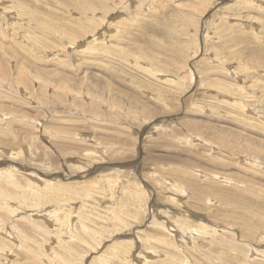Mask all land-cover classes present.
Masks as SVG:
<instances>
[{
  "label": "rangeland",
  "instance_id": "rangeland-1",
  "mask_svg": "<svg viewBox=\"0 0 264 264\" xmlns=\"http://www.w3.org/2000/svg\"><path fill=\"white\" fill-rule=\"evenodd\" d=\"M262 235L264 0H0V264H264Z\"/></svg>",
  "mask_w": 264,
  "mask_h": 264
},
{
  "label": "bare ground",
  "instance_id": "bare-ground-1",
  "mask_svg": "<svg viewBox=\"0 0 264 264\" xmlns=\"http://www.w3.org/2000/svg\"><path fill=\"white\" fill-rule=\"evenodd\" d=\"M136 167V166H135ZM167 170V169H166ZM118 171V170H117ZM41 179V178H40ZM160 179V178H159ZM35 181V180H34ZM54 181V180H53ZM170 182V185H169V188L171 189V190H173L175 193L177 192V194L178 193H180V194H184V198L186 199V197H187V194H185V188H183V186H181V185H179L178 183H176V182H174V181H169ZM169 182H167V183H169ZM53 183V182H52ZM56 183V182H55ZM166 184V183H165ZM14 185V184H13ZM151 185V184H150ZM18 186V185H17ZM166 186H167V184H166ZM249 186V185H248ZM154 187V186H153ZM134 190V189H133ZM136 190H138L137 188H136ZM136 190H134L135 191V193H124L125 195H127L128 197L130 196H134L135 198H141V196L143 197V195H141L139 192H141V191H139L138 193L136 192ZM144 190V189H143ZM165 191H167V189H164ZM163 191V190H162ZM130 192V191H129ZM164 192V191H163ZM170 192H172V191H170ZM173 192V193H174ZM26 193V192H25ZM142 193V192H141ZM39 194V193H38ZM124 194H122V195H124ZM137 194V195H136ZM166 194H168V193H166ZM171 195H173L172 193L170 194V196ZM43 196V195H42ZM168 196V195H167ZM129 197V198H130ZM133 198V197H132ZM135 198H133V199H135ZM172 198V197H171ZM176 198H179V196L177 195L176 196ZM29 199V198H28ZM136 201H137V199H135ZM134 200V201H135ZM140 200H142V199H140ZM171 200V199H170ZM133 201V202H134ZM128 202H130V201H128ZM132 202V203H133ZM136 203V202H135ZM174 203H176V201H174ZM138 205V204H137ZM136 205V206H137ZM135 206V207H136ZM46 207V206H45ZM88 207V206H87ZM124 207V206H123ZM156 207V206H155ZM34 208V207H33ZM89 208V207H88ZM138 208V207H137ZM65 209V208H64ZM53 211V210H52ZM68 211V210H67ZM131 211V210H130ZM33 212V211H32ZM50 212V211H49ZM47 213V218H48V216H49V218L48 219H50V221L53 219V221H52V225L54 224H57V225H59L60 223H59V221H57V219H56V216L54 217V218H51L50 217V213ZM75 212V211H74ZM105 212V211H104ZM114 212V211H113ZM168 212V211H167ZM106 213H109V211L108 212H106ZM152 213V212H151ZM177 213V212H176ZM70 214L73 216V215H75L76 216V214L75 213H73V211H71L70 212ZM118 214V213H117ZM42 215V214H41ZM57 215V214H56ZM154 215V214H153ZM45 216V215H44ZM53 216V215H52ZM115 216H116V214H115ZM162 216V215H161ZM74 217V216H73ZM119 217V216H118ZM174 217V216H173ZM46 218V219H47ZM77 218V217H76ZM48 219H47V221H48ZM162 219V218H161ZM176 219H179L178 217H176V215H175V220ZM151 220V219H150ZM167 220V219H166ZM173 221H174V219H172ZM122 221V220H121ZM185 220H181V222H178V220H177V226H178V228H180L181 230H183L184 228H185V231H184V233L181 235V236H189L190 237V235L192 234H190L189 232H190V230H193V228H195L196 230H200L201 232L203 231L204 232V228H203V225H204V223L203 222H200L199 220V222L201 223V224H198V225H195L194 224V226H191L190 225V223H189V226H187V221H186V223L184 222ZM159 222V221H158ZM170 222V221H169ZM176 222V221H175ZM208 222V221H207ZM123 223H125V221L123 222ZM246 223V222H245ZM155 224V223H154ZM157 224H159V226H160V228H161V230L162 231H164V232H167V233H170V234H172L173 232H175V227H174V225L172 224V222H171V224H168V223H162L161 222V224L160 223H157ZM244 224V223H243ZM193 225V224H192ZM252 226H253V224H251ZM125 226V225H124ZM155 226H157V225H155ZM158 226V227H159ZM157 227V228H158ZM249 227V226H248ZM130 227H128V228H126V229H129ZM133 228V227H132ZM132 228H130V229H132ZM216 228V227H215ZM159 229V228H158ZM218 230V229H217ZM134 231V230H133ZM128 232H129V230H128ZM192 232V231H191ZM127 233V232H126ZM127 234H129V233H127ZM175 234V233H174ZM135 235H136V233H135ZM173 235V234H172ZM123 236H125V234L123 235ZM194 236V235H193ZM263 236V235H262ZM137 237V236H136ZM188 237H186V239H187ZM262 238H264V236L262 237ZM12 239V238H11ZM132 239H130V236H129V238L128 237H122V238H119L118 240H116V242L115 243H120V244H117V245H121V246H123L124 244L125 245H128V248H129V241L132 243V241H131ZM138 240H140V239H138ZM148 240V239H147ZM156 241H154V240H152L153 242H152V244H154V243H162V242H164V240L163 239H159V240H157V238L155 239ZM142 241V240H141ZM187 241H188V239H187ZM115 243H113L114 245H115ZM263 243V242H262ZM132 244H135V242L133 241V243ZM131 244V245H132ZM147 245H148V243H146ZM163 244V243H162ZM142 245V244H141ZM146 245V246H147ZM120 246V247H121ZM150 246H151V244H150ZM119 247V248H120ZM127 247V246H126ZM115 248V247H114ZM133 247H131V249H132ZM134 248H135V246H134ZM134 248H133V251H134ZM144 249H146V250H141V252H143V253H145V256L143 255L142 256V253L140 252V253H138V256H137V259H138V261H133L132 259H130V257H129V260H128V264H150V263H152V261H155L156 259H159V258H157V257H162L163 255H159V254H154V255H152V253H150L152 256H147L148 255V249L147 248H144ZM263 249V248H262ZM47 250V249H46ZM116 250V249H115ZM132 251V252H133ZM256 251V250H255ZM130 252H131V250H130ZM257 252V251H256ZM255 253V252H254ZM123 255V254H122ZM134 255V254H133ZM255 255H256V253H255ZM47 256V255H46ZM117 256V255H116ZM121 256V255H120ZM152 257V258H151ZM253 257V256H252ZM256 258H259L257 255L255 256ZM102 258V257H101ZM120 258V257H119ZM262 258H264L263 256H262ZM127 260V259H126ZM158 261V260H157ZM260 261V260H259ZM99 262L102 264V263H104V264H106V263H108V261L105 259V258H103L102 260H99ZM158 262H160V261H158ZM179 263H181V264H190L189 262H186V263H183L182 261H180L179 260ZM263 264V263H262Z\"/></svg>",
  "mask_w": 264,
  "mask_h": 264
}]
</instances>
